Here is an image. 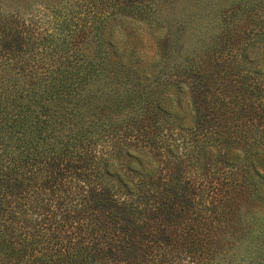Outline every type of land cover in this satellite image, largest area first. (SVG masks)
<instances>
[{
	"label": "trees",
	"instance_id": "16d2710c",
	"mask_svg": "<svg viewBox=\"0 0 264 264\" xmlns=\"http://www.w3.org/2000/svg\"><path fill=\"white\" fill-rule=\"evenodd\" d=\"M184 1L0 0V264H264V0Z\"/></svg>",
	"mask_w": 264,
	"mask_h": 264
},
{
	"label": "rangeland",
	"instance_id": "374dc122",
	"mask_svg": "<svg viewBox=\"0 0 264 264\" xmlns=\"http://www.w3.org/2000/svg\"><path fill=\"white\" fill-rule=\"evenodd\" d=\"M177 7H183L185 12H188L189 9H192V11L195 10L194 8H188V7H189V4H188L187 2H185L184 0H183V1L179 0V3L177 4ZM166 8H167V7H166ZM212 9H213V7H212ZM164 10H165V9H164ZM165 12H166V11H165ZM208 12H211V13H212V11H211V6H209V3L206 4V9H205V12H204V13H208ZM166 13H167V12H166ZM207 20H209V17H208ZM139 31H140V30H139Z\"/></svg>",
	"mask_w": 264,
	"mask_h": 264
}]
</instances>
